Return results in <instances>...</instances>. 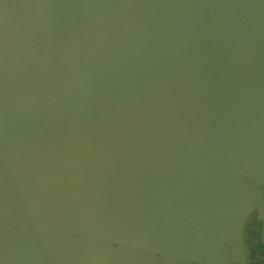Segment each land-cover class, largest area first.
<instances>
[{"label":"water","instance_id":"obj_1","mask_svg":"<svg viewBox=\"0 0 264 264\" xmlns=\"http://www.w3.org/2000/svg\"><path fill=\"white\" fill-rule=\"evenodd\" d=\"M264 219V0H0V264H247Z\"/></svg>","mask_w":264,"mask_h":264},{"label":"flooded vegetation","instance_id":"obj_2","mask_svg":"<svg viewBox=\"0 0 264 264\" xmlns=\"http://www.w3.org/2000/svg\"><path fill=\"white\" fill-rule=\"evenodd\" d=\"M254 215L255 217H251L250 222H248L245 233L247 230H249V227H251L250 229L255 232L256 237L252 239L251 244L248 243V246L252 247L254 250H252V252L255 253L256 263L264 264V219L259 218V216H256V214ZM248 239L249 236L246 238V244Z\"/></svg>","mask_w":264,"mask_h":264},{"label":"rangeland","instance_id":"obj_3","mask_svg":"<svg viewBox=\"0 0 264 264\" xmlns=\"http://www.w3.org/2000/svg\"><path fill=\"white\" fill-rule=\"evenodd\" d=\"M254 217H255V215L253 214L252 218H254ZM250 228L251 227H249V230H247L245 233V241H246V238L249 236V239H248L247 244H246V246L248 248L246 260H247V264H258V263H256V260H255V253L252 252V250H253L252 247L248 246L249 245L248 243L251 244L252 239H254L256 237L255 232L252 231Z\"/></svg>","mask_w":264,"mask_h":264}]
</instances>
